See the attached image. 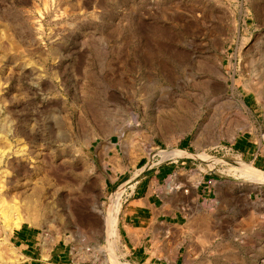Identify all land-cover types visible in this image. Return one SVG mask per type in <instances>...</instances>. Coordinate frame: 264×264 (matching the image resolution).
<instances>
[{"label": "rangeland", "instance_id": "rangeland-1", "mask_svg": "<svg viewBox=\"0 0 264 264\" xmlns=\"http://www.w3.org/2000/svg\"><path fill=\"white\" fill-rule=\"evenodd\" d=\"M169 150L209 181L169 255L264 264V184L242 173L264 171V0H0V264H29L26 217L35 264H134L114 254L139 171L104 181Z\"/></svg>", "mask_w": 264, "mask_h": 264}, {"label": "crops", "instance_id": "crops-1", "mask_svg": "<svg viewBox=\"0 0 264 264\" xmlns=\"http://www.w3.org/2000/svg\"><path fill=\"white\" fill-rule=\"evenodd\" d=\"M110 144L114 143L110 141ZM238 149L248 152L250 147L245 150L244 144ZM183 159L177 157L156 164L147 161L139 168H136L138 163L134 167L111 165L104 181L106 188L118 187L136 174L135 169L139 171L118 213L115 259L134 264H180L178 258L169 255L170 245L181 238L175 229L187 222L189 213L208 194L203 183L209 182L203 180V175L199 180L191 179L193 169ZM252 160L253 163L261 160L263 167L264 155L254 154ZM169 229L173 233L167 235L165 231ZM13 240L21 247L24 261L35 264L44 260L38 234L29 226L17 228Z\"/></svg>", "mask_w": 264, "mask_h": 264}, {"label": "bare ground", "instance_id": "bare-ground-1", "mask_svg": "<svg viewBox=\"0 0 264 264\" xmlns=\"http://www.w3.org/2000/svg\"><path fill=\"white\" fill-rule=\"evenodd\" d=\"M161 152V151H160ZM159 152V153H160ZM182 156H188V153L184 152V151H178V150H169V151H163L160 153V157H161V162L163 163L164 161H169V160H174L176 159L177 157H182ZM211 162V161H210ZM214 165V163H213ZM242 173L245 174L246 176L249 177V179H251V181L253 182H257V183H260V184H264V171L262 170H259L257 168H252V167H244V169L242 170ZM123 189V188H122ZM122 192L124 191H119L118 195H117V199H120L121 196H122ZM38 194L40 192H37ZM116 194V193H115ZM36 195V194H35ZM116 197V196H115ZM33 204V203H32ZM31 206V205H30ZM30 209V208H29ZM32 209V208H31ZM37 209V208H36ZM27 211H28V208H27ZM32 211V210H31ZM35 211V210H34ZM32 211V212H34ZM39 211V209H38ZM37 213V211H36ZM35 213L31 214V215H34ZM28 216V215H27ZM111 216V214H110ZM33 217V216H32ZM111 218V217H110ZM32 219H35L34 217ZM31 219V220H32ZM29 218H24V219H21L19 218V221L16 222L14 225L15 227L19 228L20 224L22 221H28L29 222ZM110 229V228H109ZM110 232V230H109ZM119 263V262H118ZM122 264H128V263H122ZM130 264V263H129Z\"/></svg>", "mask_w": 264, "mask_h": 264}]
</instances>
